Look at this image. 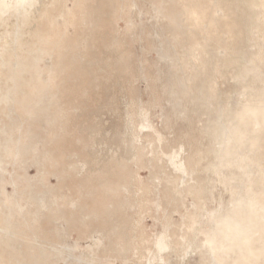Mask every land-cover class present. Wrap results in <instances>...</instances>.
Returning <instances> with one entry per match:
<instances>
[{"label": "rangeland", "instance_id": "1", "mask_svg": "<svg viewBox=\"0 0 264 264\" xmlns=\"http://www.w3.org/2000/svg\"><path fill=\"white\" fill-rule=\"evenodd\" d=\"M0 264H264V0L2 14Z\"/></svg>", "mask_w": 264, "mask_h": 264}, {"label": "bare ground", "instance_id": "2", "mask_svg": "<svg viewBox=\"0 0 264 264\" xmlns=\"http://www.w3.org/2000/svg\"><path fill=\"white\" fill-rule=\"evenodd\" d=\"M38 0H0V20L4 13H9L10 15H17V17H22L28 10H30ZM19 28H17L18 31ZM170 161L174 170L178 173H182V168L175 157H171ZM159 246V244H158Z\"/></svg>", "mask_w": 264, "mask_h": 264}]
</instances>
